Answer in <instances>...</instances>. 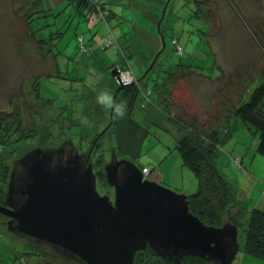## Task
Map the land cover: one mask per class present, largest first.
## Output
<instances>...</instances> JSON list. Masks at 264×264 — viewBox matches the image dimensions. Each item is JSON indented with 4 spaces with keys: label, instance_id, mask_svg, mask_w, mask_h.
Listing matches in <instances>:
<instances>
[{
    "label": "rangeland",
    "instance_id": "obj_1",
    "mask_svg": "<svg viewBox=\"0 0 264 264\" xmlns=\"http://www.w3.org/2000/svg\"><path fill=\"white\" fill-rule=\"evenodd\" d=\"M163 1L104 0L113 15L103 21L90 4L79 7V0H0V112L17 110L20 128L16 135L29 137L16 144L14 154L6 151L4 157L11 159L8 163L12 167L33 148L55 147L62 141L71 142L81 154L89 152L88 142L109 117V109L96 99L113 86L105 65L123 67L125 62L121 51L113 47L86 56L79 50L77 39L83 37L88 44L94 37L101 40L108 36L110 31L116 37L122 32V49L131 50L130 57L125 49L135 76L163 68L167 62L189 65V71H178L169 80L171 114L186 125L224 137L218 157L220 170L243 208L249 210L257 203L261 206L264 156L256 151L258 137L238 118L240 127L230 130L228 126L236 105L248 101L249 91L264 80V0H171L164 12ZM172 37L184 47L183 56L174 54ZM56 70L59 77H54ZM154 77L151 73L147 84L151 85ZM140 103L137 101L131 112L138 123L136 153L123 159L139 169H151L148 180L176 193L196 191L194 174L182 165L176 148L182 134L176 119L156 106L142 108ZM87 105L91 110L83 114ZM120 134L127 136L124 131ZM13 135L9 142L15 139ZM102 145V154L97 151L93 160L101 155L106 163L112 149L121 144L113 146L105 140ZM122 147L125 151L127 146ZM236 158H240V165ZM93 170L97 173L99 169L93 165ZM97 188L113 197V189L107 184L97 181ZM248 216L240 219V244ZM15 237L6 225L0 228V264H10L7 259L12 248L21 251L23 240ZM14 264L63 263L58 258L32 256ZM232 264H264V260L240 251Z\"/></svg>",
    "mask_w": 264,
    "mask_h": 264
},
{
    "label": "water",
    "instance_id": "obj_2",
    "mask_svg": "<svg viewBox=\"0 0 264 264\" xmlns=\"http://www.w3.org/2000/svg\"><path fill=\"white\" fill-rule=\"evenodd\" d=\"M103 172L113 197L99 192L92 162L71 142L33 148L11 167L0 205L8 231L65 264H134L147 249L172 264L186 257L232 264L242 250L240 209L209 226L189 211L188 195L144 179L133 162L112 153Z\"/></svg>",
    "mask_w": 264,
    "mask_h": 264
},
{
    "label": "trees",
    "instance_id": "obj_3",
    "mask_svg": "<svg viewBox=\"0 0 264 264\" xmlns=\"http://www.w3.org/2000/svg\"><path fill=\"white\" fill-rule=\"evenodd\" d=\"M156 1L161 2V0ZM170 1L171 0H166L165 2L163 1V7H168ZM91 2L92 0H79V7H82V5L85 6L86 4H90L92 9L98 13L100 19L103 21H108V18L113 15L110 10H107L104 0H96L95 5H92ZM196 2L201 3L199 1ZM158 20H160V18ZM109 33L110 34L108 36H110V38L115 41L113 45L110 46H106L104 43V39H108V36H102L101 40L92 41L88 44H85L83 37L81 41H79V39H77V41L79 50L84 55L90 57L94 56L98 51H105L107 48L111 47H113L114 51L116 52L121 51V56H123L122 59L125 62L123 67L116 64H104L105 66H107V71L110 72L109 74L112 78L111 83L113 86L109 88L108 92L113 95L118 84L117 81H115V77H112L111 71L116 68L118 71V76V73L120 71L129 68L133 71V69L128 65L129 60L126 54L127 50L129 52V56L131 57V50L126 48V50L122 49V39H124V33L120 32L118 37H116L112 31H110ZM115 37L118 39H115ZM170 43L172 45L174 54L179 57L184 55V47L180 44L178 39L172 37ZM178 46L182 48L181 54L177 53ZM92 60L94 61V59ZM93 61L90 62V65H92L91 63H93ZM168 67L175 68V71H172V73H170L169 69H167ZM186 69L189 71V65L181 64L179 62H167L164 63L163 68L150 70L148 71L149 73L146 72L145 75L144 71L140 72V74L136 76V83L128 86H122V88L117 92L115 100L116 102H120L121 100L127 102L126 114L123 117H119L113 111L112 122H109L108 117V121L103 123L104 127L102 128V130L97 131L98 134L94 135L92 141L88 142V145L90 147L89 151L92 153V155H95L94 153L99 150L100 154H102V144L105 140H109L110 144H112L113 146H115L114 144H117V142L121 144L116 145L112 149V153H114L115 156L119 159H123V157L125 158V155L128 154L131 157L135 155V145L137 143L136 132L138 130L136 129V126H138V123L132 118L131 112L137 101L141 102L140 104L142 108H146L147 106L151 105L152 107L156 106L164 111L169 117H171L172 120H175L176 118H174L173 114H171V93L169 91L168 84L170 83L169 80L172 79L174 74H176L178 71ZM99 73H101L103 76V72L100 71V69ZM151 73H154L155 77L151 79L152 84L149 85V83L147 84L146 81L147 79H149L150 81L151 77L149 78V76ZM59 75V72L56 70V74L54 77H59ZM140 81H143L141 82L142 85L138 84V82ZM249 95L250 96L248 101H242L235 107L232 117L238 118L242 122V124H244V126L254 130L258 137L256 151L260 155L264 156V80L260 82L251 92L249 91ZM46 102H48L50 105L52 104L51 101ZM87 110H91V106L87 105V107L84 108L83 114L88 113L89 111ZM175 122L179 127L178 129L182 133L180 138L177 140L176 145V148L181 156L182 165L192 170L197 181L196 191L191 192L187 197L189 211L193 215L197 216L206 225L219 227L226 219L228 213H234L242 207L236 199V193L234 189L229 184L227 178L224 176L222 169L220 170L218 166V157L221 150V145L225 139L224 137L219 136L216 133H207L206 131H202L192 124L186 125L179 119H176ZM19 128L20 117L17 110L9 113L4 111L0 112V205L3 204L2 199H4L6 195L7 182L11 171V166L9 164L11 159L10 161L7 160V158L4 157V153L8 151L10 155L11 153L14 154L18 148L16 144L19 143L20 145V143L24 141L23 139L29 138L24 133L17 136L16 132L19 130ZM121 131L126 132L127 136L122 137L120 134ZM13 134H15V139L13 140V142H9V139L14 136ZM82 141H87V137H82ZM62 143H64V141H62L59 145H61ZM41 145H45V147H47L46 144H40V146ZM59 145L54 146L57 147ZM122 145L127 146L125 151H123L124 147H122ZM12 147L14 149H12ZM98 147H100V149ZM104 164L105 161L102 159L101 155L98 156L93 164L95 165V168L99 169L95 174L97 176V181L100 182L103 186L106 185L103 172ZM143 168L147 167H142L141 169ZM151 172L152 170L149 169L148 176ZM7 218V216L0 213L1 229L6 225ZM9 233L12 235V237L15 236L12 232L9 231ZM243 233L244 241L241 244V251L255 258L264 260V208H255L250 211ZM22 243L23 247L21 251H15V249L12 248L8 252L9 254H12L9 255L7 259V261H10V264L16 263L23 257L41 256L43 258H58L44 249H33L25 245L24 241ZM58 259L63 264H65L60 258ZM134 264L172 263L170 261L161 259L147 249L137 252L134 259ZM180 264L214 263L201 258L186 257L180 262Z\"/></svg>",
    "mask_w": 264,
    "mask_h": 264
},
{
    "label": "built area",
    "instance_id": "obj_4",
    "mask_svg": "<svg viewBox=\"0 0 264 264\" xmlns=\"http://www.w3.org/2000/svg\"><path fill=\"white\" fill-rule=\"evenodd\" d=\"M92 5H95L96 4V0H92ZM98 9V8H97ZM82 40V37L79 38V41ZM115 41H113L112 38H108V39H104V43L106 46H110V45H113ZM177 53L181 54L182 53V48H180V46L177 47ZM118 77H119V80H120V84L122 86H128V85H131L133 83H136V76L135 74L133 73V71L129 68V69H126V70H123V71H120L118 73ZM238 165H240V158H236L234 160ZM141 172L144 176H147L148 177V174H149V169L148 168H143L141 169Z\"/></svg>",
    "mask_w": 264,
    "mask_h": 264
},
{
    "label": "clouds",
    "instance_id": "obj_5",
    "mask_svg": "<svg viewBox=\"0 0 264 264\" xmlns=\"http://www.w3.org/2000/svg\"><path fill=\"white\" fill-rule=\"evenodd\" d=\"M96 99L97 103L102 105L105 109L113 110L117 116L123 117L126 114L127 102L124 100L116 102L110 92L106 90L102 91L97 95Z\"/></svg>",
    "mask_w": 264,
    "mask_h": 264
},
{
    "label": "crops",
    "instance_id": "obj_6",
    "mask_svg": "<svg viewBox=\"0 0 264 264\" xmlns=\"http://www.w3.org/2000/svg\"><path fill=\"white\" fill-rule=\"evenodd\" d=\"M96 37H94L90 42H92V41H96ZM187 70V69H186ZM182 71V70H181ZM211 81V80H210ZM249 94V93H248ZM215 104H216V102H215ZM237 106V105H236ZM215 107V106H214ZM216 108V107H215ZM235 127V128H237V127H240V125H239V123L237 122V120L235 119V118H230V123H229V126H228V128L231 130V128L232 127ZM231 133V132H230ZM224 176L227 178V176L224 174ZM227 180H228V178H227ZM229 182V181H228ZM229 184H230V182H229ZM231 185V184H230ZM232 186V185H231ZM182 193H185L186 195H190L189 193H186V192H182ZM239 204H240V206H242V203L241 202H239ZM260 203H257V204H255V206L253 207V208H251V209H249L248 210V208L247 207H245V208H243V206L241 207V212H243L242 214H240V215H246L247 213L249 214L250 213V211L251 210H253V209H262V205H264V203L260 206L259 205ZM243 210V211H242Z\"/></svg>",
    "mask_w": 264,
    "mask_h": 264
},
{
    "label": "flooded vegetation",
    "instance_id": "obj_7",
    "mask_svg": "<svg viewBox=\"0 0 264 264\" xmlns=\"http://www.w3.org/2000/svg\"><path fill=\"white\" fill-rule=\"evenodd\" d=\"M84 154H86V156L88 157V159H89V160L92 162V164H93V162H94V160H93L94 156L92 155V153L89 151V152L84 153ZM7 220H8V218H7Z\"/></svg>",
    "mask_w": 264,
    "mask_h": 264
},
{
    "label": "bare ground",
    "instance_id": "obj_8",
    "mask_svg": "<svg viewBox=\"0 0 264 264\" xmlns=\"http://www.w3.org/2000/svg\"><path fill=\"white\" fill-rule=\"evenodd\" d=\"M143 178H144V179H147V176H144V175H143Z\"/></svg>",
    "mask_w": 264,
    "mask_h": 264
}]
</instances>
